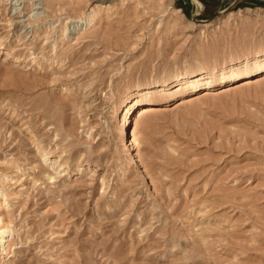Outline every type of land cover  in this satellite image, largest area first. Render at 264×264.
Wrapping results in <instances>:
<instances>
[{
	"label": "rangeland",
	"instance_id": "obj_1",
	"mask_svg": "<svg viewBox=\"0 0 264 264\" xmlns=\"http://www.w3.org/2000/svg\"><path fill=\"white\" fill-rule=\"evenodd\" d=\"M219 1L0 0V264H264V0Z\"/></svg>",
	"mask_w": 264,
	"mask_h": 264
},
{
	"label": "bare ground",
	"instance_id": "obj_2",
	"mask_svg": "<svg viewBox=\"0 0 264 264\" xmlns=\"http://www.w3.org/2000/svg\"><path fill=\"white\" fill-rule=\"evenodd\" d=\"M16 11H18L17 9H15V13H16ZM86 21H84V22H81V24L80 25H76V26H74V28H75V30L76 29H79V30H82V29H86L87 28V26L88 25H90L92 22H93V18H87V19H85ZM80 26V27H79ZM207 26V25H206ZM261 66V65H260ZM262 67V66H261ZM132 109V107H130V109L128 110V111H130ZM140 114L141 115H143L144 114V112H145V110L144 109H141L140 111ZM128 121H129V119H128V117L127 116H125V118H124V126H126V125H128ZM1 223V222H0ZM8 227H6V226H3V227H1L0 226V242L2 243V240L4 239V234H6V233H8Z\"/></svg>",
	"mask_w": 264,
	"mask_h": 264
},
{
	"label": "crops",
	"instance_id": "obj_3",
	"mask_svg": "<svg viewBox=\"0 0 264 264\" xmlns=\"http://www.w3.org/2000/svg\"><path fill=\"white\" fill-rule=\"evenodd\" d=\"M201 1L205 7L206 10L212 11V13H217L220 9V1L219 0H198ZM187 3L186 0H182V4ZM191 12V11H190Z\"/></svg>",
	"mask_w": 264,
	"mask_h": 264
}]
</instances>
